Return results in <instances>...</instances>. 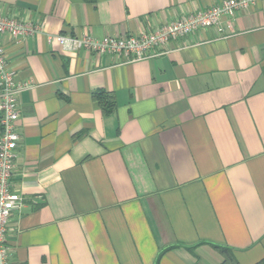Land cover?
<instances>
[{"label":"crops","instance_id":"crops-1","mask_svg":"<svg viewBox=\"0 0 264 264\" xmlns=\"http://www.w3.org/2000/svg\"><path fill=\"white\" fill-rule=\"evenodd\" d=\"M222 0H0L19 117L9 264H238L264 258V0L125 61L47 36L127 37ZM112 94L109 114L93 100Z\"/></svg>","mask_w":264,"mask_h":264},{"label":"built area","instance_id":"built-area-1","mask_svg":"<svg viewBox=\"0 0 264 264\" xmlns=\"http://www.w3.org/2000/svg\"><path fill=\"white\" fill-rule=\"evenodd\" d=\"M258 0H222L221 4L188 14L170 21L154 30L127 37L55 35L47 36L64 50L84 49L95 54H111L125 61H137L155 57L170 40L185 36L198 29L216 26L224 17H233ZM38 27L30 22L0 15V35H9L14 42L32 36ZM16 72L7 62L4 48L0 44V264H9L10 249L6 243V229L10 213L23 204L21 194L10 188L14 169L15 149L18 133L15 129L19 117L18 94L25 86L16 83Z\"/></svg>","mask_w":264,"mask_h":264},{"label":"trees","instance_id":"trees-1","mask_svg":"<svg viewBox=\"0 0 264 264\" xmlns=\"http://www.w3.org/2000/svg\"><path fill=\"white\" fill-rule=\"evenodd\" d=\"M92 98L105 114H109L115 109L114 98L112 94L108 92L95 91L92 95ZM212 247L215 248V250L221 255V264H238L229 248L218 245H212ZM255 264H264V258Z\"/></svg>","mask_w":264,"mask_h":264}]
</instances>
